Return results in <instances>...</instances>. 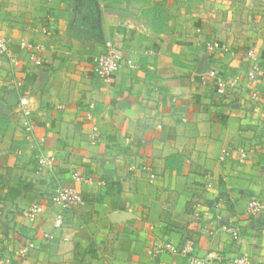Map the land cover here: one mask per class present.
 <instances>
[{
    "label": "crops",
    "instance_id": "0c3cea01",
    "mask_svg": "<svg viewBox=\"0 0 264 264\" xmlns=\"http://www.w3.org/2000/svg\"><path fill=\"white\" fill-rule=\"evenodd\" d=\"M0 35L23 82L13 85L0 56V259L189 264L179 253L151 252L193 241L208 264L240 254L264 264V213L246 212L251 196L264 195V0H0ZM211 39L232 51L210 53ZM109 40L135 66L124 61L105 82L95 70ZM21 42L45 45L41 66ZM249 48L263 69L253 82ZM22 97L51 169H40L25 139ZM92 122L101 134L95 145ZM223 147H245L250 157L222 162ZM142 164L151 169H129ZM74 172L94 182L74 180ZM60 185L77 188L83 201L56 227ZM37 201L43 211L30 221L24 212ZM231 226L242 230L237 242Z\"/></svg>",
    "mask_w": 264,
    "mask_h": 264
},
{
    "label": "built area",
    "instance_id": "2783aa9c",
    "mask_svg": "<svg viewBox=\"0 0 264 264\" xmlns=\"http://www.w3.org/2000/svg\"><path fill=\"white\" fill-rule=\"evenodd\" d=\"M36 31H40L36 29ZM44 31V29H43ZM21 48L27 50L30 58L33 59L37 66H41L44 62L43 53L46 50L44 44L33 43V42H21ZM207 49L210 53H215L218 51L230 52L232 51L231 46L218 39H211L207 43ZM0 56L7 58V60L11 64L12 72L10 75L11 82L15 87H20L23 85L21 80H18L15 76V68L19 64V59L16 57L12 51L10 42L0 35ZM246 56L249 60V65L247 69V78L250 82L256 81L260 75L263 74L262 66L259 62V56L254 48H249L246 51ZM126 61L130 66H135L134 62L131 59H125L124 52L111 40L107 41L105 44L104 51L99 55L97 63H96V74L97 76L105 81H112L113 77L119 72L123 62ZM211 74L217 78V82L219 85H222V80L217 77L216 72L212 71ZM252 97L254 99L260 98V93L257 90H254ZM21 115H22V128L24 130L25 139L27 142L37 150L36 157L38 159V164L41 170L51 169L52 168V159L49 158L42 147L39 146L36 136V126L33 121V112L30 107V100L28 97L21 98ZM95 103L92 102L89 104V114L88 119L94 120V110ZM159 127L161 125L159 124ZM89 140L90 143L95 145L98 144L101 140V134L99 126L92 122V127L89 132ZM127 143L132 141V138L129 137L126 139ZM236 158V160L244 164L250 157V150L245 147H223L220 152L219 160L227 161L230 158ZM141 169L143 171H149L151 169L150 165L142 164L141 166L133 165L129 169L131 171H135L136 169ZM73 179L77 181H83L86 183L92 184L94 181L86 176H83L79 172L73 173ZM212 187V182L208 181L206 184V188L209 189ZM53 203L57 206L58 212L54 217V225L56 227H61L63 222V212L72 208H76L77 206L82 204V196L77 188L73 186L60 185L55 194L52 196ZM43 211V205L41 202H34L25 212V217L30 220H36ZM246 212L251 217H257L264 213V195H253L251 196ZM229 233L231 235V239L234 242L239 241L242 238V230L238 226H231L229 228ZM28 251V246L26 245L24 248H21L15 252L16 257L22 259L26 256ZM163 251H169L174 254H182L186 257L189 264H208L206 259L199 258L195 252V245L193 241H188L183 247H179L174 245L171 242H163L161 243L156 250H153L151 253H159ZM12 257L6 255L5 257L0 259V264H10L12 261ZM225 259V258H224ZM168 264H175L170 262ZM225 264H257L255 259L248 254H240L230 258H226Z\"/></svg>",
    "mask_w": 264,
    "mask_h": 264
}]
</instances>
